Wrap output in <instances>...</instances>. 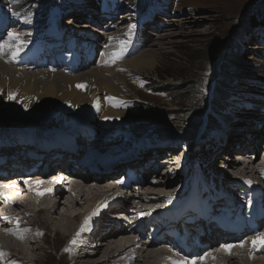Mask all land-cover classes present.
<instances>
[{"label": "bare ground", "instance_id": "bare-ground-1", "mask_svg": "<svg viewBox=\"0 0 264 264\" xmlns=\"http://www.w3.org/2000/svg\"><path fill=\"white\" fill-rule=\"evenodd\" d=\"M6 11L2 8L0 12V24L7 21L4 15ZM83 11L85 16L77 13H74L75 16H73L72 12H70L71 17L69 18L66 16L59 18L58 12H56L54 14L55 22L51 28L50 35L38 37V39H49L52 42L43 45L41 42H33L31 40L28 44H21L19 55L16 56L18 60L15 61V58H12L11 51L8 49L0 53V88L8 87L12 93L22 96L25 90L42 93L44 90L46 91L45 87L47 86V94L52 95L53 100L58 98L64 103L75 105L74 107L85 104L96 106L99 112H96L93 117L91 115L96 123H99V119L110 120L116 117L121 118V116H126L127 114H124L125 112L123 111L110 110V107L103 102V99L104 97L116 99L120 97L119 94H123V87H126L127 76L132 75V72L139 71V66L144 64L151 68L153 67L152 60L146 56L153 52L156 53L155 50L151 49V46L156 44L152 43L149 48L132 58L124 60L122 63H117L116 60L112 62L111 56L118 41H111L105 45H102V43L96 44L94 43L95 38L92 39L91 36L97 34L99 35V39L101 37L104 40H112L109 39L111 38V33L109 32L121 27L117 30L115 36L121 37L126 33L124 41H129V43L122 54L124 56L128 52L137 53L148 46L150 42L149 35L143 33L146 25L144 23H130L127 27H122L120 26L122 22L119 21H117L119 25L115 24V22L108 25L104 21V12L99 11L98 13L97 11L96 14L93 12L92 15H87L88 11H86V8ZM126 16L127 14H122L119 17L124 19V21L134 19V17L128 18L129 16ZM83 17L87 18L86 22L83 23L84 25L78 24L79 18ZM61 19L67 21L60 22ZM135 20L138 21L137 19ZM130 25L135 26L131 32H129ZM69 29H76L77 32L80 31L81 37L69 34L71 39L66 42L64 38L67 32H71ZM155 29H158V27H155ZM154 35L157 36L156 38L166 36L164 33H156ZM19 37V41H11L13 47L20 44L19 42L23 40V35ZM2 39L3 35L0 34V42ZM99 47L100 50L103 47L107 48L105 54L110 60L107 61V58H105L100 66H93L90 70L77 72V74L72 76L66 75V72L70 70L72 72L75 71L81 64H85L86 68L88 65L99 62L100 58L94 61L96 52H100L98 50ZM61 52L63 54L60 56ZM82 55L83 57L81 58ZM21 65L44 68V70L38 71L37 69L35 72L29 70V72L28 69H20ZM51 66L59 72L49 73L52 70ZM81 67L83 66L81 65ZM123 67H126V71L124 72L121 69ZM78 70L80 71V69ZM82 83H86V89L78 87ZM25 84L30 85V88H27ZM245 105L252 106V108L253 106L258 107V105H261L264 108V103L260 101L255 103L251 101L245 103ZM96 117L98 118L96 119ZM262 117L264 118V116ZM257 123L262 124L260 131L251 129L250 133L249 131L246 133V135H251L252 139L256 132L264 135V121ZM90 124L95 125V123ZM236 125L232 127H236ZM247 125L245 124L244 126ZM248 126L246 127L247 129L250 128V125ZM257 126L254 124V127ZM225 127L230 128V123H227ZM92 131L94 132V129ZM234 133L232 132V135L225 138L220 137L219 142L223 146L221 147L223 148L222 152H218L221 149L220 145L217 146L215 144L213 149L218 148L217 152L210 149V156L206 157V162H201V166H197V171L201 174H209V177L206 175L203 177L205 180L203 181L207 185L206 189H203L204 182H201L199 185L200 190H204L201 193L205 198L200 200L196 196L197 194L193 195L192 205L200 212H204L208 206L211 207L209 197L211 196L212 188L220 191L219 195H216L217 199L215 203H213V206H217L220 202H227L228 198L226 196L229 197L234 192L239 193L243 191V193L251 192L254 194V190L251 187L254 180H257L261 185V201L264 204V161L260 164H255L259 159L258 155L261 154V151L258 147H253L252 145L249 147H253L256 152L253 151L252 153L251 151L250 154L243 152L242 155L230 153L228 148L233 143L240 141L233 137ZM100 134H103L102 131ZM196 135L198 136L197 133L194 136ZM237 136V138H241L240 135ZM77 137L80 148L88 150L89 153H94L97 150L105 151V148H109L108 152H114L116 155L123 152L127 153L112 163L90 160V164H87L80 174L73 171L72 165L68 167H56L53 163H49L48 166L38 169L36 160L26 155V151L31 145L28 144L30 141H26L23 137H20L22 138L20 141L22 144L17 147L14 144L0 146V209L5 212L11 209V212L6 213L8 214L6 216L8 219H4L0 223V252L3 253L0 256V264H36L35 261L38 260V257H36L37 252L47 253L45 252V243L43 244L42 242L45 241V236L50 228H53L55 238L56 236L59 239L65 236L74 238L75 242L67 245L69 249L67 248V251L63 255L64 259L70 257L71 264H173V262L178 261H186L187 264H192L193 261L195 264H210L207 260L211 259L214 252L219 253L224 260L213 264H264V246L255 247L252 243L258 233H264V229H260L258 233L253 232L248 236L244 235L240 240L233 241L231 244L230 242L227 243L226 245L230 244L232 246L227 252L229 254L223 253L225 250L223 245L218 244L220 242L218 238H208L203 232L199 235L193 234V239L185 249L178 248L169 232L175 226H189V228L191 226L183 221V217H180V219L172 218L176 214H174L171 206L182 202L186 198L187 192L185 190L189 187L188 183L191 177L189 171L185 170V164H182V161H179V159L176 161L177 157L181 158L180 155L175 152L165 154L163 151H160L152 157L151 155L155 151H148L146 145L141 147L135 146V148L133 146L113 147L111 143L105 145L103 141L99 140L100 136H97V138L96 136L91 137L92 139L89 136L90 140L86 139V137L81 138L80 134ZM98 140L101 144L94 145V142ZM46 141L47 139H43L36 144ZM246 141H248L246 143H253V141L249 142L250 140ZM257 152L258 154H256ZM223 153L227 154L226 156L229 157V161L233 159L234 162L230 164L228 162L227 165L225 163L224 165L219 164V168L223 172V174H219L218 171H215V165L212 161L216 159V155ZM99 156L101 155H98V153L93 155V157ZM147 156L151 159L145 163V157ZM261 156L264 157V152ZM141 158L142 160H140ZM71 159L78 162L75 156H71ZM135 160L141 164L134 162ZM120 161L126 162V165L120 164ZM240 162L243 163L242 166ZM169 164L170 167H167ZM175 168L179 169L176 170ZM59 171L61 172L60 174L64 171L73 174L69 182L64 183L63 181L65 185L71 186L69 190L67 189V192L62 188V183L58 182L55 177L59 174ZM83 171L89 174H85ZM107 177L111 178L104 180ZM147 183L150 186L147 187L148 189L152 188L151 185L153 186L157 183L163 184L161 185L162 187L160 186L161 189L157 190L158 192L156 190L155 192H152V190L147 192L149 191L146 190L147 188L139 186L146 185ZM168 183H175L178 190L173 191ZM21 186L25 188L21 189ZM48 189L51 191H47ZM114 189L125 191L126 196L123 199L117 198V195L113 192ZM138 189H145V192L136 194L135 191H138ZM33 190H35V196H31ZM37 193L41 194L37 195ZM87 193L90 195H87ZM251 193L247 194L246 199L242 195L236 196L238 202L230 204L227 209L232 210L244 201L245 205H249L252 210L255 197ZM149 195L155 197L149 198ZM116 198L118 199V203H122L120 207H106L105 204L107 202L113 203ZM132 199H137V203L133 204L132 211L130 212L128 209L130 204L129 206L127 204ZM61 201L62 205H60ZM80 201H86V208H77ZM14 208L18 210L17 216L13 213ZM244 208L245 206H243V210ZM97 210H99L98 215L92 218L90 229L81 232L80 229L84 224L85 218L91 216ZM110 211H115V213H111ZM162 211L167 216L160 215ZM31 212L34 214L31 222L37 216H41L39 221L37 220L38 224L28 221L30 220ZM213 213H218V211L214 210ZM137 214L141 215L140 218L137 217ZM77 218L79 220L78 222L75 221L77 222L75 224L73 221ZM117 222H120L119 224L122 222L121 227L118 229H116ZM20 223L24 227L20 228ZM34 226H38L37 229L42 230V236L38 235L40 232H35L37 237L34 235V231L32 230ZM95 230L97 231L93 235L92 232ZM76 231H80L79 235L75 234ZM257 241H259L256 242L257 244L261 243L259 239ZM195 249H199L197 251L199 255L197 258H192V253ZM206 253L208 254L207 256H205ZM224 254L225 257L223 256ZM120 256H123V258H118ZM200 257L205 258L201 260Z\"/></svg>", "mask_w": 264, "mask_h": 264}, {"label": "rangeland", "instance_id": "rangeland-1", "mask_svg": "<svg viewBox=\"0 0 264 264\" xmlns=\"http://www.w3.org/2000/svg\"><path fill=\"white\" fill-rule=\"evenodd\" d=\"M139 1L149 3L151 0H123V3L119 0H50V3H53L51 7L57 6L64 12H67L66 17L68 18L71 17L70 12H72L73 16H75L74 13L83 14L85 16L83 11L84 8L88 11L87 15H92L93 12L100 11V9L107 12H109L108 10H112V8L107 9L106 5H118L115 17L117 20L119 19V22H122L120 24L122 27H127L130 23L142 24L144 20L148 22L151 20V17L154 18V24L147 26L146 30L143 31L144 34L147 33V35H149L150 42L148 46L137 53L128 52L119 59H116L117 63H122L124 60L140 54L143 50L149 48L152 43H155L156 45H152L151 49L155 50L156 53L153 52L146 56L152 60L151 63L153 67L151 68L144 64L139 66V71L132 72V75H129V77L127 76L126 87H123L122 96L119 94L120 97H117V99L112 97H104L103 99V102L110 107V110L123 111L125 112L124 114L127 115L121 116V118H112L110 120L99 119V123H96L94 122L95 119L92 118L96 112H99L96 106L93 104H85L74 107L75 105L64 103L58 98L53 100L52 95L47 94V86L45 87V92L35 93L32 90H25L22 96L15 94L14 99L8 98L9 93H12L8 87L0 88V109L15 113L14 117H17L15 122L1 126V144L7 143L5 146L14 144L16 145L15 147H17L22 144V142H20L22 138L20 137L25 139V137L33 138L44 134L48 136L57 134L58 139L61 140L73 138L76 133H84L88 134V136L92 134V136H96V138L100 136L101 138H99V140L103 141L105 145L111 143L113 147L133 146L135 148V146H139L138 143L143 144L147 137L145 136L142 140L135 139V134L132 131L129 132L128 128L131 130L133 126L140 127L146 124L144 123L145 121H150L151 123L148 124L151 125L160 123L161 125L166 124V126H168V124H170V126L178 125L185 128L187 127L186 129L189 130L193 128L197 130V137L195 136L192 140L188 138L184 141H179L178 146L172 150V153L175 152L181 156V158L177 157L176 161L179 159V161L181 160L183 163L185 160V170L189 171L191 174L193 170H195L193 168L196 165L201 166V162H206V157L210 156V149L217 152L218 148H213L215 144L217 146L220 145V137H228L232 135V132H235L233 137L240 141L238 143H233L228 148L230 153L239 150L238 152H248L250 154L251 151L252 153L253 151L256 152L253 148L255 146L258 147L261 154L264 152L263 134L260 135L256 132L253 139L251 135H246L247 131L250 133L251 129L255 131H260L262 129V124L257 122L264 121L262 117L264 116V108L261 105H258V107L253 106V108L252 106L245 105V103L251 101H254V103L259 101L264 103V23L255 21L254 24L253 21V19L258 18L260 20L264 12V0H157L156 3L152 4L153 7L147 10L148 13L145 15L139 12H130L128 6L137 5ZM48 4L44 6L39 0H0V12L2 8L5 11L7 10V13L4 14L7 21L0 24V34L3 35V39L0 43H4L7 40L9 32L16 33L18 36L23 35V40L19 42L20 44H28L31 40L33 42H41L43 45L52 42L49 39H38V37L50 35L51 28L55 22L53 9L49 15L48 21L42 24V26H46L40 27V24L36 22L45 17V10H48L49 13V9H46V7H49ZM8 5L17 9L18 12L26 11V13L11 14L10 8L7 7ZM143 11L145 12L146 9ZM121 13L127 14L126 17L129 16L128 18L134 17V19L131 21H124V19L119 17L122 15ZM57 15L59 18L62 17V13H59V11ZM135 19L140 20L136 21ZM86 20V17L79 18L78 24H83ZM32 21H34V23H32ZM62 21L65 22L67 20L64 21L61 19L60 22ZM118 23L116 24L119 25ZM149 23L152 22L149 21ZM155 27H158V29H155ZM120 28L121 27L109 32L111 33L112 40H104L103 38L101 39V37L99 39V35L97 34L91 37L92 39L95 38V41L93 40L94 43H102V45L108 44L111 41H118L114 47L116 50H114V52H119L120 50L117 49H120V41H124L126 35L125 33V35L121 37L115 36L117 30ZM69 30H71V32H67L64 38L66 42L71 39L69 34L79 38L81 37L80 31H78V33L76 29ZM156 33H164L166 36L163 38H156L157 36L154 35ZM256 47L259 48L257 49ZM103 48L100 50L99 47L98 50H100V52H96L94 57V61L100 58L99 62L88 65L86 68L85 64H81L84 68L80 65V68H76L73 72L70 70L66 72V75L72 76L77 74V72L80 73L90 70L93 66H100L105 58H107L105 54L107 48ZM62 54L63 52L60 53V56ZM16 60H18L17 57H15V61ZM106 60L108 61L110 59L107 58ZM51 67L52 70L49 73L59 72L57 69L53 68V66ZM20 69H28V71L31 70L34 72L37 71V69L38 71L44 70V68L29 67L27 65H21ZM78 69H80V71ZM121 69L123 72L126 71V67ZM189 73L192 74L188 76ZM214 76H216V78H214ZM218 78L220 79L217 80ZM148 80L149 82L151 80V82L149 83ZM196 80V84H193V81L195 82ZM85 84L82 83V88L86 87ZM25 86L30 88L28 84H25ZM186 86L193 87H190V90H188ZM154 87H162L164 88V92L156 91ZM109 98L112 99L110 100ZM48 100L52 101L49 102ZM170 112H172L173 117L171 120L167 121L166 113ZM193 112H195V114L201 113V117H195V126L190 122H188L189 124H186L185 121L181 123L182 121L180 120L189 119V115H192ZM206 114H208V116ZM97 118L98 117H96V119ZM197 119L201 120V123H199L200 121L197 122ZM207 120L208 122L211 120L215 121L214 123L205 125ZM90 123H95V125L93 126ZM227 123H230V128L225 127ZM245 124L250 125V128L247 129L246 127L249 126H244ZM254 124L258 126L254 127ZM209 125L212 126L209 128ZM234 125H236V127H232ZM205 126H207L206 129ZM126 128L128 131H126ZM93 129L95 133L92 131ZM101 131L103 134H100ZM237 135H240L241 138H237ZM147 136H149V134H147ZM99 140L94 142V145H100L101 142ZM246 140H250L249 142L253 141V143H246L248 142ZM252 145L253 147H249ZM219 147L221 148L223 146L220 145ZM152 150H154L153 147L148 151L152 152ZM222 150L223 148L219 149L218 152H222ZM34 152H26V155L30 156V153ZM157 152L158 149L156 148V151L151 156L157 155ZM164 153L166 154L167 151H164ZM256 154H258V152ZM261 154L258 155L259 159L255 164H260L264 161V157H262ZM226 155L225 153L216 155V159L212 161L215 165V171H218L219 174H223L222 170L219 168V164L224 165L225 163L227 165L228 162L229 164L234 162L233 159L229 161V157ZM145 159V163H147L151 158L147 156ZM140 160H142V158ZM216 160H218V162H216ZM83 161H85V159ZM134 162L138 161L135 160ZM119 163L126 165V162L120 161ZM138 164L141 163L138 162ZM240 165L242 166L243 163L240 162ZM178 169L179 168L176 170ZM88 170L91 171L90 168H88ZM86 174L89 173L86 172ZM204 175L209 177V174ZM204 175L202 174V176ZM115 177L117 178L116 175ZM109 178L111 177H107L104 180ZM252 182L251 186L261 189V185L257 180ZM163 183L151 185L152 188L149 189L147 188L150 187L149 183L139 186L147 188L146 190H149L147 192L151 190L152 192H155V190L158 192L157 190L161 189L160 186ZM168 184L173 191L178 190L175 183ZM190 188L188 190H190ZM113 192H115L119 199H123V197L126 196V192L121 189H114ZM135 192L136 194L145 192V189H138V191ZM89 193H87V195H90ZM232 195L235 197L237 193L234 192ZM154 197L149 195V198ZM117 198L113 203L107 202L105 204L106 207H120L121 203L119 204L117 202ZM62 201L60 205H62ZM85 202L86 201H80L77 208H86L87 203ZM136 203L137 199H132L130 203L127 204L128 206L130 204L128 207L130 212L132 211L133 204ZM139 203L141 204L140 201ZM110 212L115 213V211ZM30 216V220L28 221L38 224L37 220L39 221L41 216H37L32 222L31 219L32 216H34L33 212L30 213ZM78 220L79 218L73 222L76 224ZM20 225V228L24 227L21 223ZM37 227L38 226H34V229L32 228L34 235L37 237L36 233L40 232L38 235L42 236V230L40 231ZM97 230L92 232L93 235ZM79 232L80 231H76L75 234ZM54 233L53 228H50L49 232H47L45 241L42 242L43 244L45 243V252L47 253L43 254V252L38 251L36 254V257H38V260L35 261L36 264H71L70 257L64 259L63 255L67 251V248L69 249L67 245L72 244L74 238L65 236L67 237L66 239L65 237L59 239L57 236L55 238ZM223 253L229 254L227 252ZM225 254L223 255L224 257ZM118 258H123V256ZM223 260L224 258H222L219 253L214 252L211 259L207 261L213 264L222 262Z\"/></svg>", "mask_w": 264, "mask_h": 264}, {"label": "trees", "instance_id": "trees-1", "mask_svg": "<svg viewBox=\"0 0 264 264\" xmlns=\"http://www.w3.org/2000/svg\"><path fill=\"white\" fill-rule=\"evenodd\" d=\"M39 1L44 6L49 3L48 4L49 7H46V9H49L53 5L52 2L50 3V0H39ZM155 1H157V0H151V1H149V3L148 2L139 1L137 4L139 5L141 10L143 11L144 9L147 10L148 7L150 5H152V4H154ZM261 20H262V22H261ZM253 21H254V24H255V21H258L259 23H264V12H263L262 16L260 17V20L258 18V19H253ZM191 74L192 73H189L188 76L191 75ZM214 78H216V76H214ZM219 79L220 78H218L217 80H219ZM148 82H149V80H148ZM150 82H151V80H150ZM196 82H197V80L195 82L193 81V84H196ZM186 87H187L188 90H190V87H193V86H186ZM154 90L163 91L164 88H162V87H154ZM204 103H205V101H204ZM202 111H201V113H202ZM190 112H192V111H190ZM186 113H188V112H186ZM186 113H184V114H186ZM201 113L200 114H195V112H193L192 115H189V119L180 120V121H182L181 123H183V121H185L186 124L188 122H190V123H192V125H194L195 117H197V116L201 117ZM14 115H15V113H10L8 111L0 109V129H2L1 126H5V125H7V123L15 122L17 117L15 118ZM166 115H167L166 119H168L167 121L171 120L172 117H173L172 116L173 115L172 112L166 113ZM206 115L208 116V114H206ZM214 121L211 120V121L208 122V120H207L205 125H207L208 123H214ZM197 122L201 123V120L197 119ZM144 123H146L145 124L146 126L145 125H141L140 127L139 126H135V127L133 126V128H131V130L129 128H128V130H129V132L132 131L135 134V137H134L135 139L142 140L146 136L147 137L146 140H145L146 144L165 143V142H167L166 144H168L170 146H173L176 143H178L179 141H184L185 139H188V138H190V140H192L193 138H195L194 135H195V133L197 131V130H195V128L189 130V129H186L187 127L185 128V127L178 126V125L170 126V124H168V126H166V124H162L161 125L160 123L157 124L155 122H152V123H155V124L151 125V124H148V123H151L150 121H145ZM163 123H168V122H163ZM211 126L212 125H209L208 127L210 128ZM128 130L126 128V131H128ZM147 134H149V136H147Z\"/></svg>", "mask_w": 264, "mask_h": 264}, {"label": "snow or ice", "instance_id": "snow-or-ice-1", "mask_svg": "<svg viewBox=\"0 0 264 264\" xmlns=\"http://www.w3.org/2000/svg\"><path fill=\"white\" fill-rule=\"evenodd\" d=\"M134 27H135L134 25H130L129 26V32H131ZM109 39H112V38H109ZM19 40H20V37L18 36V34L13 33V32H9L8 36H7V40L4 43H0V53H2L5 49H8L11 51L12 58L14 59L16 56L19 55V52L21 49V44H17L15 47H13L11 41H19ZM120 43H121L120 51L112 53V56H111L112 62H115L116 59H119L122 56L123 52L126 50V47H127V44L129 43V41H122ZM78 87H82V86L78 85ZM14 95L15 94H13V93H9L8 98L14 99ZM109 99L111 100L112 98H109ZM47 191H51V190L48 189ZM40 194L41 193H37V195H40ZM98 212H99V210H97L96 212H93L91 216L85 218L84 224L81 226V229H80L81 232L90 229V222L94 216L98 215ZM5 219H8V218L5 217ZM77 235H79V233H77ZM257 239H259L261 241L260 244L256 243ZM74 242L75 241H73V243ZM253 245L255 247L264 246V233H258L257 237L254 238V240H253ZM223 247H224L225 252H228V250L232 246L231 245H224ZM2 255H3V253L0 252V256H2ZM207 255L208 254L206 253L205 256H207ZM204 258L205 257H200L201 260H203ZM173 264H187V262L186 261H178V262H173ZM192 264H195V262L193 261Z\"/></svg>", "mask_w": 264, "mask_h": 264}]
</instances>
